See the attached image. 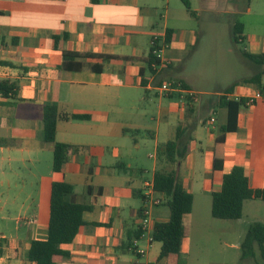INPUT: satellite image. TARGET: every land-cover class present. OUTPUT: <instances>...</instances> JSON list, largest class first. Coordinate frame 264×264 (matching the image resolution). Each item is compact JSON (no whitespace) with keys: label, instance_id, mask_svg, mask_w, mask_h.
Listing matches in <instances>:
<instances>
[{"label":"crops","instance_id":"crops-1","mask_svg":"<svg viewBox=\"0 0 264 264\" xmlns=\"http://www.w3.org/2000/svg\"><path fill=\"white\" fill-rule=\"evenodd\" d=\"M188 1L193 13L182 0L186 13L198 20L202 8L194 9ZM200 3L208 11L217 7L219 1ZM228 3L235 7L234 15L248 14L254 9L252 0ZM173 9H181V14L172 15ZM183 20L182 8L175 0H0V79L5 78L6 72L18 83L16 96L0 95V152L18 151L39 177L37 197L30 193L22 202L13 198L14 204L21 206L33 200V213L24 218L2 217L14 219L15 226L13 231H0V264H36L28 259V250L32 240L47 234L54 181L73 184L75 199L91 206L84 212L86 223L74 240L61 245L70 255L57 258L55 264L168 263L167 258L158 261L161 242L154 255V240L149 242L142 236L146 253L140 255L130 247L127 238L129 232L141 225L138 209L143 205L144 182L148 179L141 175L138 183L131 175L130 162L106 160L107 154L114 158L134 157L140 150L136 137L133 145L122 142L120 137L125 134L121 133L125 131L135 134L144 129L154 138L157 148L155 154H150L155 158L152 180L158 168L161 134L166 141L177 134L182 136L185 155L174 169L193 193L194 201L200 193L212 205V192L221 189L224 175L235 165L244 167L251 187L264 188V99L250 106L242 105L236 114V128L225 133L223 142L217 141L219 127L228 121V107L220 97H245L260 90L256 83L247 81L258 67L243 55V49L264 53V33L256 31L253 23H231L230 36L233 39L236 26L239 43H243L237 55L249 64L251 73L215 88L202 87L193 84L186 71L185 61L200 42L196 29L184 27ZM153 34H159L161 41H166L169 34L171 39L163 49L161 63L151 67L147 58ZM64 50L90 56L72 61L82 67L64 68ZM167 81H182L195 93L197 98H191L190 110L186 97L159 90L160 84ZM143 90L146 95L156 90L160 97L155 129L143 117L147 115L146 109H141ZM161 96L176 101L163 104ZM53 102L63 104L70 112L91 115L90 119L59 121L56 133L57 141L85 145L88 150L70 153L61 171H54L51 165L42 172L43 168L36 167L40 158L53 154V143L43 139L44 107ZM125 114L132 118L123 119ZM211 118L215 120L212 122ZM215 158L220 168H215ZM144 170L147 172L139 169ZM10 171L2 168L0 184H12ZM136 196L141 200L139 206ZM163 197L167 202L168 198L164 194ZM164 201L152 210L154 223L170 217ZM221 225V229L232 228L228 222ZM189 239L190 232L182 242L184 255L189 254ZM241 242L242 239H226L223 244L241 248Z\"/></svg>","mask_w":264,"mask_h":264},{"label":"rangeland","instance_id":"rangeland-1","mask_svg":"<svg viewBox=\"0 0 264 264\" xmlns=\"http://www.w3.org/2000/svg\"><path fill=\"white\" fill-rule=\"evenodd\" d=\"M218 1L217 7L207 11L201 5L200 0H191L194 9L202 8V11L199 12L200 18L196 20L186 13L182 0H175V4L182 8L184 14L182 25L186 28H194L198 33L197 37L200 43L185 61L187 65L186 71L190 75L192 83L196 86L215 88L218 85L227 83L230 79H238L251 73L249 64L245 63L243 58L237 55L243 47V43H235L233 41L232 35L230 36L229 34L231 23L236 21L253 23L256 31L264 33V0H252L254 2V9L251 13L240 12L235 15L233 14L235 7L228 3V0ZM179 13L181 14V9L180 11L177 9L172 10V15L176 17L180 15ZM245 33L248 34V31H245ZM148 95L143 90L141 98V106L143 107L141 109H146L147 115L143 117L146 123L152 129H155L160 97L156 90H151ZM161 98L163 104L176 101L172 97L161 96ZM122 118L130 119L132 115L125 114ZM121 134L125 135L122 138L120 137V139L128 145H133L134 138L136 137L141 145L140 150L134 157L114 158L107 154L106 160H112L113 162L123 160L132 163L130 172L134 178H137L136 181L138 183L140 182L141 175L148 180H152L155 158L151 157L150 154H155L157 148L154 138L144 129L135 134L126 131ZM163 137L161 134L159 146L167 142ZM2 156H5L6 159L2 160ZM10 156L12 160H10ZM52 157L53 154L51 153H48V156H42L40 158L41 163L37 164L36 167L38 169L43 168L42 172H45L47 166L50 169ZM2 168L11 170L12 175H10V180L12 184L10 186L0 184V231L5 230L10 232L14 230V219L3 220L2 217L11 215L14 218L19 216L24 218L26 215L30 216L33 213V209L35 208L33 200L29 201L30 204L27 202L24 206H21L19 203L14 204L13 198L18 197V201L22 202L26 198V195L30 193H33L34 197H37L39 177L38 175L35 176L30 170L32 166L28 162L23 161L22 154L14 149L10 152H0V178H2ZM140 168L146 169L147 172L145 170L139 171ZM22 183H25V185ZM135 203L137 206L141 204L140 197H135ZM164 206L166 209H169L165 201ZM193 207L192 213L184 221L190 232V239L186 243L189 254H183L186 256L187 264H257L253 258L243 259L241 248L229 247L224 245L223 242L226 239L234 242L239 239L243 240L244 234L250 224L256 221L264 223L263 200L253 199L248 201L244 205L243 216L240 219L234 220L214 217L211 213L209 198L207 199L206 196L200 193L196 194ZM222 222H228L232 228L221 229ZM145 243V239H139L140 246H146ZM159 243L160 241H153L152 254L156 255V248ZM140 258L144 259V256H140ZM256 259L262 263L259 251H257Z\"/></svg>","mask_w":264,"mask_h":264},{"label":"trees","instance_id":"trees-1","mask_svg":"<svg viewBox=\"0 0 264 264\" xmlns=\"http://www.w3.org/2000/svg\"><path fill=\"white\" fill-rule=\"evenodd\" d=\"M189 8L188 0H183ZM239 30L235 26L233 31L234 42H240ZM171 39L167 36L166 43ZM155 47L152 46L147 62L149 66L159 65ZM243 55L258 67V71L247 81L256 83L260 90H264V53L254 54L243 49ZM64 61L62 67H82L80 63L73 64L72 61L78 57H87L88 54L63 51ZM71 62V63H70ZM8 63V62H4ZM184 87L188 85L179 81ZM234 86V85H233ZM232 86V87H233ZM231 87V88H232ZM18 83L10 79H0V95L14 97L17 94ZM222 104L228 107V121L219 127L218 142H223L225 133L236 128V114L244 105V99H226L220 97ZM187 107L191 96H186ZM190 110V109H189ZM91 115L86 113H74L65 109L58 102L48 103L44 107L43 114V139L45 142L53 143L54 171H61L64 163L69 159L72 152L79 153L88 150V146L60 142L56 139L57 123L73 119H90ZM180 131V128H179ZM182 136L177 134L174 139L161 144L158 148V168L154 174V187L162 192L167 198L170 209V217L166 221H156L152 232L154 240L162 243L158 261L167 258V264H187V259L181 251L183 239L188 235V228L184 223V217L193 209L194 196L183 184L174 169L175 163L185 155L182 149ZM221 162V161H219ZM218 159L215 158V168H220ZM252 199L264 201V188H253L249 184V178L241 165H235L223 178L222 187L212 192V215L218 219L234 220L243 215L244 203ZM143 207V206H142ZM142 207L138 214L142 216ZM91 206L78 202L74 197V185L67 181H54L52 183L50 197V216L47 234L44 238L34 239L28 250V259L36 264H55L59 257H68L70 253L62 248V244L74 240L80 227L86 223L84 212ZM142 233L141 225L128 233L127 238L132 247V241ZM257 251L260 253L262 263L257 261ZM2 253V240L0 238V254ZM241 256L243 259L253 258L257 264H264V223L256 221L249 225L247 232L241 242ZM156 264V263H151Z\"/></svg>","mask_w":264,"mask_h":264},{"label":"built area","instance_id":"built-area-1","mask_svg":"<svg viewBox=\"0 0 264 264\" xmlns=\"http://www.w3.org/2000/svg\"><path fill=\"white\" fill-rule=\"evenodd\" d=\"M165 40L161 41V36L159 34H153L151 38V46H154V52L157 58L160 60L163 57V49L167 46ZM154 66H157L154 64ZM3 75L5 78L1 79H10L8 73L4 72ZM11 80V79H10ZM159 90L167 95H181L186 97L187 95L191 96V98H197L195 93H193L190 89L183 86V84L179 81H167L163 82L159 86ZM226 99H235L240 100L244 99V105L250 106L255 104L258 100L264 99V90H257L255 93L245 96L239 97L235 96L231 98L229 94H224ZM215 119L211 118L213 122ZM164 200L163 193L159 192L154 187V180H146L144 182V191H143V207H142V216H141V228L142 233L139 237H135L132 241V248L140 255H144L146 253V249L139 244V239L142 236H147L149 242L154 240L153 230H154V221L152 220V210L155 206L160 205Z\"/></svg>","mask_w":264,"mask_h":264}]
</instances>
